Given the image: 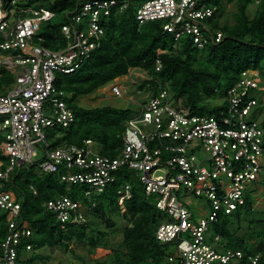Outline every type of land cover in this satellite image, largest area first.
<instances>
[{"label":"built area","instance_id":"obj_1","mask_svg":"<svg viewBox=\"0 0 264 264\" xmlns=\"http://www.w3.org/2000/svg\"><path fill=\"white\" fill-rule=\"evenodd\" d=\"M130 1L81 0L72 10H64L60 30L64 45L50 49L42 44L40 31L45 22L57 17L55 10L0 0V49L17 52L12 59L19 68L14 82L0 93V134L8 160L0 168V221L6 227L0 238V264H29L32 230L20 221L21 201L7 184L14 171L34 168L59 173L67 183L86 185L81 197L61 194L43 202L44 210L52 212L64 230L85 224L86 212L97 203L92 195L103 192L116 181L117 170L126 168L163 213L155 237L170 247L167 264L264 261V246L252 252L220 248V235L210 229L220 215L243 206L248 195L258 196L257 182L264 178V70H244L228 89L225 107L214 114L179 105L165 88L155 95L148 92L142 102L132 100L137 108L124 121L115 156L100 153L90 138L81 146L51 147L46 129L68 127L75 120L66 100L69 94L55 87L56 75L82 66L105 33L103 23L111 14L125 11ZM135 3L138 25L161 20L163 30L172 33L175 41L189 36L195 45L204 47L223 38L207 22L216 10L209 0ZM160 66L157 58L156 69ZM114 80L98 89L122 97L124 90ZM27 189L37 194L32 183ZM131 189L129 181L117 189L122 209Z\"/></svg>","mask_w":264,"mask_h":264},{"label":"trees","instance_id":"obj_2","mask_svg":"<svg viewBox=\"0 0 264 264\" xmlns=\"http://www.w3.org/2000/svg\"><path fill=\"white\" fill-rule=\"evenodd\" d=\"M20 1L43 5L47 0ZM48 1V6L58 15L42 25V44L50 49H59L64 45L60 33L65 23L62 12L72 10L81 0ZM137 1L141 0H131L125 11L108 17L103 23L105 33L99 45L82 66L75 72L56 75L55 87L69 94L66 100L75 120L68 127L46 129L51 147L66 144L81 146L85 139L90 138L100 153L117 155L124 121L135 112V108L112 105L87 108L78 105L75 100L130 70L145 73L138 83V89L155 95L160 88H165L176 103H182L200 114H214L225 107L224 97L228 89L235 85L244 70H264V0L259 1L252 16L247 6L253 0H235L237 10L232 22L226 19L219 21L225 4L232 0H209V4L216 5V10L207 18V22L220 30L223 38L218 42H209L204 47L195 45L189 36L175 41L172 33L163 30L161 20L138 25L135 18ZM159 50L162 52L158 54ZM0 53L11 56L17 54L1 49ZM157 58L161 62L159 69H156ZM14 80L15 74L5 66H0V93H5ZM214 97L221 101L211 103L210 99ZM3 141L4 136L0 134V168H4L8 161L2 148ZM116 176V181L103 192L92 195L97 203L86 212V223L64 230L56 216L44 210L43 202L61 194L74 199L81 197L86 185L61 181L59 173H42L33 169L14 171L7 186L13 189L21 201L20 221L32 230L29 242L33 249L26 261L29 264H52L48 261L50 255L42 254L39 249L54 246L66 248L71 238L82 240L89 230L97 234L95 238L89 237L91 245L95 246L117 225V220L112 218L114 215L118 219L122 217L124 223L117 228L122 235V249L115 252L113 264H167L165 259L170 247L155 237V229L163 213L156 207L154 197L145 193L143 185L132 171L119 168ZM125 181L131 183L132 189L131 197L125 200L122 209L117 203V189ZM29 183L35 186L37 194L27 189ZM253 205L254 198L248 195L243 206L229 215H220L210 226L212 233L221 237L220 248L230 247L245 252L263 248L264 211L255 209ZM253 213L261 217H250ZM231 217L236 218L238 227L243 219H247L250 226L261 225V229L254 230L258 240L251 241L250 237L236 235L230 226ZM5 229V224L0 221V238ZM97 263L107 264V261L97 260ZM54 264L64 263L58 261ZM258 264H264V261Z\"/></svg>","mask_w":264,"mask_h":264},{"label":"rangeland","instance_id":"obj_3","mask_svg":"<svg viewBox=\"0 0 264 264\" xmlns=\"http://www.w3.org/2000/svg\"><path fill=\"white\" fill-rule=\"evenodd\" d=\"M139 2V1H138ZM49 1L43 3L44 6H48ZM258 3H250L247 6V10L250 16L253 15L255 9L257 8ZM235 0L227 2L224 7V12L220 18V22L226 19L229 22L233 21V14L236 12ZM0 66H5L12 73L16 74L19 70L18 67L14 65L12 56L5 53H0ZM145 73L139 70H131L129 73L116 77L114 82L119 84L123 88L124 94L122 97H116L110 95L108 89L106 93H102L100 89H96L94 92L87 95H80L76 98L75 102L80 106H85L87 108L102 106V105H112L115 107H134L137 108V104L133 103L132 100L136 102H142L145 100L148 91L144 89H138V83L141 80V77ZM211 103L216 104L221 101L220 98L214 97L210 99ZM179 105H183L179 103ZM264 118V113L262 114ZM36 170V168H34ZM259 188V193L257 198L254 199V208L264 211V178L257 182ZM194 198V197H193ZM188 199V198H187ZM187 199L185 200L187 203ZM191 206V205H189ZM250 217H261L259 214L253 213ZM112 218L116 219L117 225L115 229H110V232L105 236L103 241H98L95 246L90 243V236H97L95 231H87L84 239L79 240L77 237L71 238L66 248L60 247H44L39 249L42 254H49V262L54 264L58 261L63 262L64 264H98L97 260H105L107 264H113L115 259V252H119L122 249L121 240L122 235L119 228L123 223L124 219L119 216V219L114 215ZM98 226V224H97ZM230 226L232 231L236 235H241L245 237H250L251 241L258 240V237L255 235L254 230L262 228L261 225L250 226L248 225V220L243 219L240 226L238 227L236 223V218L231 217ZM107 228V227H105ZM110 227H108L109 229ZM264 238V235L263 237ZM166 245V244H165Z\"/></svg>","mask_w":264,"mask_h":264}]
</instances>
